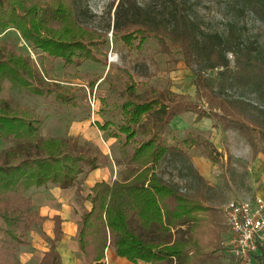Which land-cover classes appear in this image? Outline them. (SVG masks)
<instances>
[{
    "label": "trees",
    "instance_id": "1",
    "mask_svg": "<svg viewBox=\"0 0 264 264\" xmlns=\"http://www.w3.org/2000/svg\"><path fill=\"white\" fill-rule=\"evenodd\" d=\"M87 0H0V29L13 28L43 57L62 62L64 67L106 59V32L80 22V3ZM251 13L264 20V0H247ZM182 5H184L182 3ZM183 8H187L182 6ZM112 33L128 51H141L153 40L158 51L171 61H182L194 73V97L158 89L136 80L127 68H117L121 79V102L114 104L118 120L98 127L114 138L121 158L128 165L125 178L97 181L85 196L91 207L80 215L77 246L85 264H106V249L116 256L147 264H229L219 261L222 236L227 231L220 209L206 196L204 178L199 189L188 191L161 177L157 170L168 155L187 156L163 138L165 127L178 114L191 111L195 120L208 117L215 127L235 129L249 143L253 158L264 157V60L252 57L237 40L208 35L198 42L190 17L180 8L171 14L170 26L148 15L137 0H118ZM228 52L234 55L229 67ZM42 63V62H41ZM222 67L238 81L255 77L258 97L248 100L225 95L211 84L204 69ZM4 81L31 94L53 98L66 105L75 97L24 55L16 45L0 41V89ZM145 88V95L140 89ZM198 102L209 106L205 110ZM43 121L33 111L9 98H0V139L12 146L0 149V264H25L18 258L20 247L29 244V232L38 226L49 247L38 264H59L57 243L63 236L62 218L41 215L29 195L31 188L53 184L61 189L75 187L81 193L80 176L98 167L101 153H87L77 140L43 137ZM186 140L202 146L211 162L222 153L212 142L190 129ZM53 221L52 234L42 230ZM264 264V247L256 256Z\"/></svg>",
    "mask_w": 264,
    "mask_h": 264
},
{
    "label": "rangeland",
    "instance_id": "2",
    "mask_svg": "<svg viewBox=\"0 0 264 264\" xmlns=\"http://www.w3.org/2000/svg\"><path fill=\"white\" fill-rule=\"evenodd\" d=\"M137 2L148 15L165 26H170L172 12L176 8H181L192 20L198 42H202L208 35H218L221 39L228 38L231 28H235L239 45L249 51L252 57L251 63L255 64V62L264 60V20L251 13L247 0H137ZM117 3L118 0H87V2L80 3L78 12L80 22L106 32L108 39L105 48L106 59L102 63L86 61L80 65L64 67L57 59L43 57L39 51L21 39L17 30L0 29V41L7 40L14 43L18 50L28 56L38 68L41 66L46 69L47 77L60 83L75 97V104H62L56 101L53 95L42 97L19 90L8 81H4L0 89V98H9L19 103L42 119L41 136L46 138L58 136L77 140L79 146L84 145L87 153H92L94 147H97L101 153L97 168L100 167L105 171L108 181L124 179L125 169L128 166L120 156L116 140L106 137L105 133L98 129L104 121H117L119 117L114 108V104L121 102L118 91L121 79L117 78L116 69L127 68L136 80L145 81L154 88L168 87L175 93L188 94L192 97L195 93L192 70L182 61L169 60L166 54L158 51V46L153 40H148L141 51H128L121 40L113 35L112 25ZM182 3L187 7L186 9L182 7L184 6ZM227 56L229 67L233 69L234 55L228 52ZM203 72L209 77L213 87L225 95L248 100H256L258 97L255 77L252 74L248 75V82L245 83L236 80L232 73L222 67L203 68ZM140 93L145 95V88H141ZM198 104L201 108L209 110V106L204 102H198ZM209 119L216 122L212 118ZM223 133V137L230 135L229 144H234V142L236 144L235 140L240 139V134L236 130ZM178 136L181 137V135ZM12 145L11 141L0 139V149ZM236 149L240 151L239 146H236ZM203 152L205 154L203 147L200 146L187 149L185 152L187 156L168 155L161 162L157 172L165 180L181 189L188 191L199 189L202 183L191 171L197 172L191 163V158L193 157L195 162L207 160L203 157ZM254 159L252 157L250 160L241 158L224 160L222 158L219 162L212 164L211 169H207L211 184H207L204 180L207 198L216 206L221 207L232 191L229 182H239L242 178L240 170H247L251 165V160ZM263 165L264 162L254 169L255 175L256 170L262 169ZM47 186L57 187L50 183ZM36 189L31 188L29 195L38 199L36 202L38 205L35 206L38 212L39 208H42L49 215L61 212L67 217V211L72 213L71 206L77 207L80 212L85 210L86 193L77 195L76 192L68 191L63 196L58 192L47 200V197H42L43 193H39ZM248 190L244 199L258 195L255 189ZM43 231L45 234L48 233L47 230ZM51 234L46 235L50 237ZM28 238L29 244L20 247L18 258L20 254H23L29 264H38L43 248L48 246L49 239L42 234L38 226L33 227ZM73 240V238L70 239L71 243ZM57 250L60 255L59 264H85L84 257L78 249L75 253H69L61 244ZM219 261L232 264L231 259L222 250L219 252Z\"/></svg>",
    "mask_w": 264,
    "mask_h": 264
},
{
    "label": "crops",
    "instance_id": "3",
    "mask_svg": "<svg viewBox=\"0 0 264 264\" xmlns=\"http://www.w3.org/2000/svg\"><path fill=\"white\" fill-rule=\"evenodd\" d=\"M195 116L196 114H194L191 111L183 112L175 116L165 127V130L163 133L164 141L168 145H177L184 152H186V150L191 147L199 148V147H195L193 144H191L189 141L185 139L186 132L188 129H190L192 132L201 136L203 139L212 142L215 148L219 152L222 153V156L220 157V159L222 158L224 160L233 159V158H241L242 160L251 159V157L253 156V152H251V147L249 143L241 134H240V139L235 140L236 144L235 142L234 144L228 143L230 139L229 134L223 137L224 135L223 132H228V130H235V129H230V128L222 129L220 127H215L213 120L209 118H205V117L201 118L200 120H195ZM178 135H181V137H179ZM174 137L176 139H174ZM236 146L240 147V151L236 149ZM187 152L190 153V151H187ZM202 155L207 160L195 162V160L192 157L191 163L193 167L196 168L197 172L204 178V180L207 181V184H211L210 177L207 174V169H211L212 164H214L215 162H211L206 157L204 152L202 153ZM256 160L257 162H255ZM208 162H210L211 164L209 165ZM262 162H264V157L262 154H258L254 160H251V165L248 166L247 170H244V169L240 170L242 174V178L239 182H233V183L229 182V185L231 186L232 191H231L230 196H228L227 199L225 200L229 201L232 199H237V200L244 199L245 194L248 193L249 191L248 189H255L256 190L255 193H257L259 196H261L264 199V165L262 169L258 168V170H256L255 172L256 175L254 174V169H256V167H260ZM197 165H199L200 167H198ZM80 180H81V187H82L81 193H86V195L89 193L90 188L93 186L95 182L101 181V180H104L109 183L111 182V181H108L105 171L101 170L100 167L89 171L87 174H82L80 176ZM75 189H72V188L59 189L57 187L50 188L49 186L45 185V186L38 187L36 190L39 193H43L42 197H47V200H48V199H51V197L55 193L59 192V194L65 196L68 191L75 192ZM31 198H32L33 204L37 206L38 204L36 202L38 199H35V197L33 196ZM225 202H223V204ZM212 204L216 206L215 203L212 202ZM84 205H85V210H88L91 207L90 202L87 200L85 201ZM217 207L220 208L219 206ZM71 210H72V213H69L68 211L66 212L67 217H65L63 213L61 212H57L53 215L58 214L63 220L62 230L64 234L61 240L57 243V247L59 248V246L63 244V246H65V248L67 249V251H69V253L71 252L75 253V250L78 249L76 238H77L78 226H79V221H80V215L82 212H80L78 208L74 206H71ZM39 213L41 215H46L48 217L53 216V215H49L48 213L44 212L42 208H39ZM52 228H53V221L50 219H47L42 225V230H47L48 233L46 234L48 235L52 233ZM68 234L71 235V237H69ZM224 235L225 233L222 236L223 239H224ZM71 238L74 239L72 243L70 241ZM48 247H49V243L47 247L43 248L41 258H42L43 253L48 249ZM19 260L22 263L29 264V261L24 258L23 254L22 255L20 254ZM105 261H106V264H147L142 261L132 263V262L127 261L125 258L118 257L115 255L112 247H108L106 249ZM161 264H164V263H161Z\"/></svg>",
    "mask_w": 264,
    "mask_h": 264
},
{
    "label": "built area",
    "instance_id": "4",
    "mask_svg": "<svg viewBox=\"0 0 264 264\" xmlns=\"http://www.w3.org/2000/svg\"><path fill=\"white\" fill-rule=\"evenodd\" d=\"M227 227L223 253L232 264H258L264 247V199L259 195L225 202L220 208Z\"/></svg>",
    "mask_w": 264,
    "mask_h": 264
},
{
    "label": "bare ground",
    "instance_id": "5",
    "mask_svg": "<svg viewBox=\"0 0 264 264\" xmlns=\"http://www.w3.org/2000/svg\"><path fill=\"white\" fill-rule=\"evenodd\" d=\"M69 235V234H68ZM69 237H71V235H69Z\"/></svg>",
    "mask_w": 264,
    "mask_h": 264
}]
</instances>
